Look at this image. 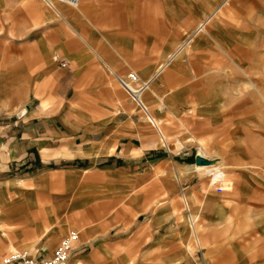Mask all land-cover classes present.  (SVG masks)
<instances>
[{"label": "crops", "instance_id": "0c3cea01", "mask_svg": "<svg viewBox=\"0 0 264 264\" xmlns=\"http://www.w3.org/2000/svg\"><path fill=\"white\" fill-rule=\"evenodd\" d=\"M227 1L79 0L71 6L56 0H0V13L9 16L0 35V163L8 170L29 155L20 164L40 167L8 179L21 181L15 183L20 188L34 185L30 188L39 194L15 186L13 193L7 183L0 189V241L8 233L11 246L35 248L34 258L46 259L62 234L74 228L81 239L70 264L195 263L185 251V245L187 252L192 247L191 216L209 223L225 213L217 204L222 191L203 194L197 172L215 177L219 168L195 166L197 150L182 136L209 157L206 142L187 130L176 135L167 128L165 136L149 108L161 122H180L189 116H184L190 110L186 106L200 107L201 80H193L190 68L207 62L209 36L217 41L210 38L214 50L235 63L224 39L238 38L236 24L224 33L218 22ZM227 13L234 14L231 8ZM211 18L217 33L206 30ZM200 26L206 34L197 31ZM196 35L199 51L189 49ZM131 72L144 81L143 90L121 88L134 97L165 147L117 86L115 78ZM186 89L193 94L185 95ZM233 94L225 86L219 90L215 116L224 112L225 95L233 105ZM232 109L237 113L238 105ZM215 116L206 115L204 123L213 125ZM221 131L236 136L240 130L223 124ZM213 174L210 187L217 185ZM200 241L219 244L220 250L226 246ZM254 244L231 250L234 255L243 248L250 257L242 264H257L264 243L248 250ZM212 250L206 253L210 260L215 246Z\"/></svg>", "mask_w": 264, "mask_h": 264}, {"label": "rangeland", "instance_id": "374dc122", "mask_svg": "<svg viewBox=\"0 0 264 264\" xmlns=\"http://www.w3.org/2000/svg\"><path fill=\"white\" fill-rule=\"evenodd\" d=\"M209 1L213 2V0ZM228 8H231L234 14H228ZM219 11H221V15L218 22H222V26L219 25V28L224 33L227 28L236 24L233 28L238 32V35L235 34L234 36L238 38L231 39L230 37L229 39H224V43L227 46V53L230 52L232 54L235 63L223 52L219 54V51L214 50L212 41L214 43H217V41L209 36V38H207V48H205L207 51V62H205V64L207 65L203 63L201 67L193 65L190 68L192 75H194L192 76L193 80H201L200 83L202 87L197 90L203 91L200 95V107L196 108V106L191 105L186 106L185 110L189 108L190 110L187 114L185 112L184 116H189H187L184 121L180 122L172 120L161 122L157 119L152 109L150 110L149 108L150 113L152 112L151 115L161 124V131L165 136H167V128L172 129V133L176 135L187 130L196 140L206 142V148L210 154L209 157L200 155L202 150L199 145L188 143L186 140L188 135L182 136L186 145L195 146L197 157L209 162L208 165L200 166L207 167V169L217 167L219 168L218 171H221L225 175L224 179L215 180L214 174L212 173V179L217 181V185H212L210 187L212 183V174L206 175L197 172L201 176L203 182V194L205 192L211 194L217 187L222 189V193L217 198V204L225 208L224 218L221 217L222 219L220 221L205 223L201 221V219L198 220L196 228L198 229L199 238L206 241L208 244L220 243L226 246L220 250V248L217 247L219 244L211 246L206 244L204 250H202L203 248L198 249L191 236L190 244H192V247L190 248V252L194 253L189 254L190 252H187L186 245L185 251L188 256L192 258L196 257L194 259V264H242L244 259L250 257V254L238 255L237 253V255H233L234 251L231 250L233 245L239 244L246 246L252 243H264V0H229ZM0 21L3 23V26L0 27V35H5V26L9 22V16L6 12L0 13ZM213 22L214 18H211L206 23V30L210 32V34L219 31L218 27L216 28ZM197 26L194 28L195 30ZM200 34L206 33L200 32ZM198 35L193 36L192 40L189 41V49L199 51V46H195V39ZM189 49L188 51L184 49L182 53H189ZM217 69H223L224 71H219ZM197 72L202 73L197 76V74H195ZM219 72H222L221 75L219 74L220 77L217 76ZM230 74H233V76L229 79ZM125 76L126 75L121 77ZM195 76L196 78H194ZM250 83L255 85L254 88L257 89L258 92H255V89L251 88V92H253L251 96H247L245 100L239 99L240 101L237 103L239 110L235 116L229 114L232 112L231 108L233 105H228L229 100L227 95L224 96L225 99L223 100L225 111L221 115L215 116L214 112L218 109L220 103V101L217 100V93L220 89L224 86L230 88L232 91H235L233 94L234 97L239 98L240 95H237L238 88L245 89L249 87ZM143 84L144 81H141L140 86ZM119 89L133 103L135 111L151 126L152 132L158 138L159 145L165 147L159 138L154 124L148 120L146 114L139 108L138 104L136 105L121 88ZM148 92L151 91L147 90L145 95L148 94ZM193 92V89H186L185 95H192ZM208 104L214 108L208 110ZM200 113L201 115H199ZM206 115L215 116L213 125H206L204 123L205 119L203 118H205ZM199 116H201V118H197ZM172 117L175 119L177 116L172 115ZM223 124L227 126L228 129L238 128L240 130L238 132L239 135L233 136L228 133L223 135L221 131ZM28 157L30 156L28 155L18 163L15 162V164H10L8 170L4 163H0L1 190L6 189L7 186H9L7 184H11L12 188L10 190L16 193L14 186L20 187L15 183H20L21 181L9 182L8 179L26 177L27 174L30 175L31 172L40 171L39 166L32 169L26 168L28 164H20L27 162ZM32 186L34 185L21 188L23 191L39 194V191L37 192L35 189L30 188ZM180 201L184 208L185 205H183V200L181 199ZM214 206L213 208H216L217 211L222 214L220 207L217 205ZM202 209H204L203 206ZM189 228L190 233H192L190 225ZM75 231L74 228L69 229L62 234L60 241L64 236L66 237L72 232L76 233ZM212 232H214V234H212ZM76 234L79 239H81L79 236L80 233L77 232ZM213 235H218V238H213ZM9 242L11 243L12 240L9 239V234L6 233V238L0 241V263L13 254H26L31 258L37 256L38 250L35 248L32 250H19L11 246ZM255 244L248 250H252ZM214 246V255H216L210 260L212 256H208L206 253L207 250L212 252ZM228 250L230 251L229 253H227ZM243 250L244 249L241 248L239 251L241 252ZM40 255L44 257L45 253L41 252ZM257 264H264V255H261Z\"/></svg>", "mask_w": 264, "mask_h": 264}, {"label": "built area", "instance_id": "2783aa9c", "mask_svg": "<svg viewBox=\"0 0 264 264\" xmlns=\"http://www.w3.org/2000/svg\"><path fill=\"white\" fill-rule=\"evenodd\" d=\"M63 3H67L71 6H76L79 3V0H59ZM116 82L121 88L125 86L124 82H128L131 85L137 84L140 85L137 76L133 73H128L124 78L116 77ZM123 91L124 89L121 88ZM125 92V91H124ZM126 93V92H125ZM130 99L135 103L134 97L128 95ZM136 104V103H135ZM137 105V104H136ZM217 191H222L220 187L216 188ZM78 241V235L74 232L70 233L68 236L64 237L56 249L52 252V255L46 259L30 258L27 255L24 256H10L3 260L1 264H70V257L74 251V246Z\"/></svg>", "mask_w": 264, "mask_h": 264}, {"label": "bare ground", "instance_id": "6f19581e", "mask_svg": "<svg viewBox=\"0 0 264 264\" xmlns=\"http://www.w3.org/2000/svg\"><path fill=\"white\" fill-rule=\"evenodd\" d=\"M46 1H48V0H46ZM59 1V0H58ZM59 2H61V1H59ZM67 4V3H66ZM54 7V6H53ZM198 32H200V31H203V27L202 26H200V28L197 30ZM131 73H133V74H135L134 72H131ZM136 75V74H135ZM137 76V75H136ZM118 78L120 77V78H124V77H121V76H117ZM137 78H138V80H139V82L141 83V81H140V79H139V77L137 76ZM123 83L125 84V86H122L125 90H127V91H131L130 90V86H132V87H135L138 91H142L143 90V86H144V84L142 85V86H140V85H137V84H134V85H131V84H129L128 82H124L123 81ZM137 87H139V88H137ZM255 87V85L254 84H249V87H246L245 89H241V88H238V91H237V95L239 94L240 95V97H239V99H243V100H245L246 99V97L247 96H251L252 94H253V92H251V88L252 89H255L254 88ZM233 92H235V91H233ZM255 92H258V90L257 89H255ZM140 93V92H139ZM133 94H135V93H133ZM141 95V94H140ZM238 98L237 99H235L234 101H233V105L235 104V105H238L237 103H238V101H240ZM141 103V102H140ZM144 104V103H143ZM142 103H141V106H142V108H143V110L147 113L148 111H147V109L145 108V104L143 105ZM221 104V103H220ZM139 105V104H138ZM225 109V107L223 108V111H225L224 110ZM239 110V109H238ZM234 112V109H232V116L234 115L235 116V112ZM230 123V122H229ZM243 130V129H242ZM200 155H201V153H200ZM248 166V165H247ZM202 168V167H201ZM200 170H206V169H200ZM207 171V170H206ZM210 171V170H209ZM209 171H207V172H209ZM215 172H216V174H215V179H224V173H222L221 171H218V170H215ZM198 216H196V215H193V216H191V227H192V238L194 239V241H195V244H196V246L198 247V249H200V248H203L205 245H204V242H201L200 241V238H199V235H198V229L196 228V223L198 222ZM242 254V252H238V255H241ZM24 255H26V254H24ZM24 255H21V254H17L16 256H24ZM237 255V254H236ZM256 263V262H255Z\"/></svg>", "mask_w": 264, "mask_h": 264}, {"label": "water", "instance_id": "95a60500", "mask_svg": "<svg viewBox=\"0 0 264 264\" xmlns=\"http://www.w3.org/2000/svg\"><path fill=\"white\" fill-rule=\"evenodd\" d=\"M208 163H209L208 161H205V160H203V159L200 158V157H196V158H195V164H196V165H199V166H200V165H206V164L208 165Z\"/></svg>", "mask_w": 264, "mask_h": 264}]
</instances>
